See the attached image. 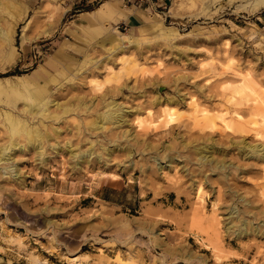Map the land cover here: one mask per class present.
I'll return each instance as SVG.
<instances>
[{
    "label": "rangeland",
    "instance_id": "374dc122",
    "mask_svg": "<svg viewBox=\"0 0 264 264\" xmlns=\"http://www.w3.org/2000/svg\"><path fill=\"white\" fill-rule=\"evenodd\" d=\"M250 1L0 10V30L17 18L0 36V264H264V6ZM39 92L60 105L42 125ZM110 111L121 124L96 128ZM10 118L39 125V150Z\"/></svg>",
    "mask_w": 264,
    "mask_h": 264
},
{
    "label": "bare ground",
    "instance_id": "6f19581e",
    "mask_svg": "<svg viewBox=\"0 0 264 264\" xmlns=\"http://www.w3.org/2000/svg\"><path fill=\"white\" fill-rule=\"evenodd\" d=\"M12 1L13 0H6V2H3L2 0H0V10L3 11V9L5 10V8H8L9 7V4ZM246 1H248V0H246ZM12 3H14V2H12ZM248 5H250V8L252 7V10H253V9H256V8H258L260 6H264V0H253L252 2L250 1L247 4H245V7L248 6ZM17 12H19V10H17ZM16 19L17 18H16V15H15L14 18H12L10 20V22L8 23V25L6 26V28L4 30H0V36H1V38L4 37L7 41L10 39V37H11V35L13 33L14 28H16L15 27L16 24L14 22V21H16ZM0 29H2V28H0ZM128 37H130V36H128ZM40 67L42 68L43 66H40ZM97 86H99V85L97 84ZM37 94H38V97L32 100L33 102H32V104H30V106H29V108L27 110H28L29 116L31 118H33V119L34 118L37 119L38 120V124L39 125H42L43 124V119H46V118L49 119L50 117H53V116H51V114L44 115L48 111V106L50 104H53V105H57V107H60V105L57 102L54 103L52 101V99H49L42 92H39ZM114 107H115V105H114ZM122 114H123L122 112L116 113V112H113V111H110L108 113L102 114V115H100V120L96 123L95 127L98 128V129H102L106 124H109V123L110 124H121V122L123 121ZM54 118H57V116H54ZM219 120L220 121L222 120L223 122H227V120L225 119V117H221V119H219ZM10 121H12V123L14 125L12 130L14 132H16V133L18 132L17 130L21 131L20 130L21 127L19 128V126L20 125L22 126V129H23V131H25V134H26V136L28 138V146L29 147H32L34 149L40 148L39 145H40L41 141L43 140L44 135L42 134L39 125L38 126H35V127H30L29 126V123L26 122V120H24V121L23 120H16V119H13L12 120V118H10ZM17 146H18V143L12 141L11 148L13 149V148H16ZM255 147H257V146H255ZM255 147H252V148L255 149ZM6 149H8V148L6 147ZM6 149L5 148H0V156H1V154H2V152L4 150L7 151ZM69 151L72 152L70 148H69ZM202 152L204 153L206 151L203 150ZM205 154L206 153H204V155ZM38 155H39V153H38ZM0 161H2V160H0Z\"/></svg>",
    "mask_w": 264,
    "mask_h": 264
},
{
    "label": "crops",
    "instance_id": "0c3cea01",
    "mask_svg": "<svg viewBox=\"0 0 264 264\" xmlns=\"http://www.w3.org/2000/svg\"><path fill=\"white\" fill-rule=\"evenodd\" d=\"M99 9V8H98ZM86 13H88V12H86Z\"/></svg>",
    "mask_w": 264,
    "mask_h": 264
}]
</instances>
